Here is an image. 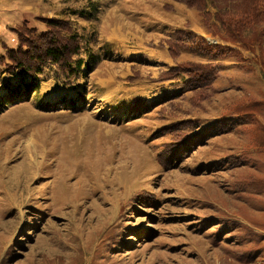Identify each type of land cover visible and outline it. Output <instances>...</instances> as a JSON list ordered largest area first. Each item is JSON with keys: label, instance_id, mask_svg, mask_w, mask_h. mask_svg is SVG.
I'll list each match as a JSON object with an SVG mask.
<instances>
[{"label": "rangeland", "instance_id": "1", "mask_svg": "<svg viewBox=\"0 0 264 264\" xmlns=\"http://www.w3.org/2000/svg\"><path fill=\"white\" fill-rule=\"evenodd\" d=\"M195 1L0 0V264H244L259 248L264 264V110L228 114L264 104V36L222 41ZM22 33L74 49L26 73L6 58ZM185 62L217 70L205 93L166 78ZM35 71L38 93L9 102Z\"/></svg>", "mask_w": 264, "mask_h": 264}, {"label": "trees", "instance_id": "2", "mask_svg": "<svg viewBox=\"0 0 264 264\" xmlns=\"http://www.w3.org/2000/svg\"><path fill=\"white\" fill-rule=\"evenodd\" d=\"M185 1V0H183ZM213 7L217 10L215 16V19L218 21L219 25L218 27L216 25H213L215 31L217 34L223 35L224 33L226 35L223 36L222 41H234V42H243L247 38L244 37L243 34L246 31L252 30L254 33L253 39L257 43L259 40H261L264 36V0H209ZM199 3V10L202 12L203 17L209 16V12L206 11L207 9V2L206 0H196L193 6H195ZM190 3V0H187V4ZM61 24V23H60ZM259 31L257 34L255 31ZM27 35H30V32L27 31ZM27 36L23 35L19 38L18 41V47L15 50H10L7 55V62H17V64L20 67H23L25 65L28 67L26 73H31L34 70L33 64H36L37 61L43 60V59H49V58H60L64 54L66 55L70 50L74 49V44H72L69 41H73V39H68L65 43H61L60 40L62 39H55L52 40V43L50 46H47V41H44V45L38 44V42L31 44V41H27L25 38ZM190 39L193 42V46H196V41L193 37L190 36ZM22 43H27L29 48L36 49V56L37 59L31 60L28 55L22 54ZM171 46V45H170ZM172 47V46H171ZM76 49V48H75ZM18 52V53H17ZM33 52V50H32ZM20 59L22 57V60L17 59L16 57ZM95 59V58H94ZM52 60V59H51ZM93 60V58H92ZM2 62L5 63V59H2ZM6 63V64H8ZM1 74V72H0ZM29 75V74H28ZM32 75V76H31ZM30 76L32 77L31 80H22L21 84L17 87L8 86L6 89H9V95L11 96L10 99H8L9 102H12L13 99L21 98L25 95L26 97L30 96L33 91V93H38L39 84L36 82L37 78V71L33 72ZM179 75H184L189 79V82L187 84H182L184 87H192L196 88L195 93H205L207 88L214 82L217 70L211 63H197V62H185L179 64L176 68H172L166 73V78H172ZM74 102L73 100H70ZM1 102V101H0ZM140 102L139 100L137 101ZM141 105L137 106V110L135 109L134 105V111H141L143 106H147L144 104V102L141 101ZM51 107V105L44 104L43 108ZM73 106V105H72ZM54 108V106H52ZM264 110V104H261L259 102H249V101H239L236 105L232 106V110L228 111L230 116H237L241 117L242 120L246 122L253 121L252 115L261 113ZM261 111V112H260ZM262 114V113H261ZM252 123V125H253ZM255 138L252 139L256 142V148L259 149L258 155L262 156L261 161L264 160V128L258 127L256 130ZM257 155V156H258ZM246 156V153H245ZM262 163V162H261ZM253 165H255V161H253ZM261 167V166H260ZM259 169H263L261 167ZM261 180V178H259ZM263 182L258 180H253V182H242V188L243 189H253L254 191L258 190V187H261ZM250 222L253 224H256L259 228L264 229V223L260 221H255L253 219H250ZM247 228V232L245 233V237L253 238L257 235L251 230ZM263 253V249L259 248L255 252L251 251H245L242 254V258L240 261L244 260V264H249L253 261V259L256 258V256Z\"/></svg>", "mask_w": 264, "mask_h": 264}, {"label": "bare ground", "instance_id": "3", "mask_svg": "<svg viewBox=\"0 0 264 264\" xmlns=\"http://www.w3.org/2000/svg\"><path fill=\"white\" fill-rule=\"evenodd\" d=\"M64 94V91L61 90V91H58L57 93H51L50 96L47 97L48 101L50 103H54L57 101V99ZM59 100V99H58Z\"/></svg>", "mask_w": 264, "mask_h": 264}]
</instances>
